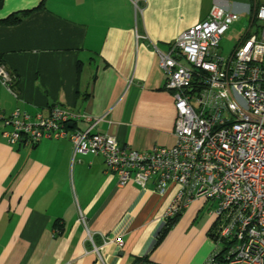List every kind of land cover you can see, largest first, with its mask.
<instances>
[{
  "label": "crops",
  "instance_id": "obj_1",
  "mask_svg": "<svg viewBox=\"0 0 264 264\" xmlns=\"http://www.w3.org/2000/svg\"><path fill=\"white\" fill-rule=\"evenodd\" d=\"M260 5L264 0H0V66L16 77L18 94L0 81V110L47 115L59 105L99 119L93 132L121 147H171L177 110L152 45L167 52L217 7L240 16L222 37L235 36L234 50ZM88 127L76 120L69 131ZM177 189L159 194L154 180L120 186L101 156L74 155L69 139L8 145L0 134V264H102L87 231L98 246L124 239L123 248L103 249L105 264H207L219 247L209 236L215 217H202L204 199L187 205L158 243Z\"/></svg>",
  "mask_w": 264,
  "mask_h": 264
},
{
  "label": "built area",
  "instance_id": "obj_2",
  "mask_svg": "<svg viewBox=\"0 0 264 264\" xmlns=\"http://www.w3.org/2000/svg\"><path fill=\"white\" fill-rule=\"evenodd\" d=\"M239 19L216 7L167 52L152 45L166 77L164 88L173 92L177 110L176 143L171 147H121L114 137L93 132L99 119L59 105L47 115L16 109L6 116L0 110V134L8 145L69 139L74 155L101 156L120 186L145 188L154 180L155 191L163 195L176 185L166 220L195 200L215 202L210 213L216 219L219 249L207 264H264V5L252 12L250 30L233 52L222 55L220 41ZM0 81L18 97L4 66ZM76 120L89 127L69 131ZM81 220L86 225L82 215ZM87 235L90 253L102 264L107 245L125 244L119 237L98 246L89 231Z\"/></svg>",
  "mask_w": 264,
  "mask_h": 264
},
{
  "label": "trees",
  "instance_id": "obj_3",
  "mask_svg": "<svg viewBox=\"0 0 264 264\" xmlns=\"http://www.w3.org/2000/svg\"><path fill=\"white\" fill-rule=\"evenodd\" d=\"M27 13L21 14L19 16H15L12 17L11 19H9L7 22L9 24H14V23H18L21 21V19L26 16ZM13 76V75H12ZM14 80L16 81V77L13 76ZM178 217H180V215L175 216L174 218L168 219L166 220V226L164 228V230L162 231L158 243L166 236V234L168 233V231L171 229V227L176 224V221L178 219ZM217 223L216 221L214 222L213 227L211 228L210 232H209V236L211 237V239L217 244V239H216V235H217ZM226 248V245H224V249ZM226 250V249H225ZM142 261H136V264H141Z\"/></svg>",
  "mask_w": 264,
  "mask_h": 264
},
{
  "label": "rangeland",
  "instance_id": "obj_4",
  "mask_svg": "<svg viewBox=\"0 0 264 264\" xmlns=\"http://www.w3.org/2000/svg\"><path fill=\"white\" fill-rule=\"evenodd\" d=\"M234 37L235 36H227L226 35L222 39V41L220 43V48H221L223 55H228L233 50V45L235 43ZM184 64L186 65L185 62H184ZM54 106H56V105H54ZM203 207H204V211L202 212V215H203L202 217H210V216H208V214H209V212H212L216 209V203L208 201V200H204Z\"/></svg>",
  "mask_w": 264,
  "mask_h": 264
}]
</instances>
